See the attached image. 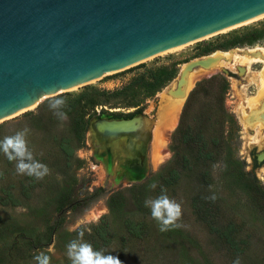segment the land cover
<instances>
[{"label":"rangeland","instance_id":"rangeland-1","mask_svg":"<svg viewBox=\"0 0 264 264\" xmlns=\"http://www.w3.org/2000/svg\"><path fill=\"white\" fill-rule=\"evenodd\" d=\"M262 20L264 15L188 40L180 46L102 71L48 96L66 90L76 91L88 84L112 89L125 82L139 62L154 65L177 60L178 73L186 61L205 55L194 56L197 42ZM256 46L264 47V38L251 45L206 53L214 57L213 61L197 68L199 70L188 82L193 86L200 77L216 71L224 73L228 81L224 101L235 118V125L226 129L225 147L220 157L209 165L208 184H200L193 166L181 169L174 185L163 190L151 187L172 156L169 135L175 125L170 129L167 126L174 116L170 106L172 99L177 98L172 95L177 73L143 99L142 109L133 113L132 126L122 130L102 132L93 123L98 118L124 117V113L134 109L129 103L136 95L99 97L84 131V144L74 151L80 160L78 164L74 163L68 174L47 166L48 174L29 199L16 206L0 205V264H37L35 257L41 253L50 257V264H71L66 254L67 245L78 238L79 231L93 230L102 217L111 233L110 242L102 251L118 257L123 264H235L237 260L239 264H264V212L257 206L264 197L260 194L262 191L264 195V127L257 123H264L260 115L264 111V96L260 90L263 65L259 61L249 62L247 53V49ZM37 104L1 116L0 141L24 129L28 130L27 139L38 135L35 118L25 113L27 110L34 112ZM66 125L67 117H59L55 124L57 130ZM4 157L0 151V168L5 166ZM246 178L255 188L246 184ZM96 188H99V196L87 203V196ZM60 189H66L69 198L61 207L57 201ZM114 190H119L122 196L118 207L112 206L107 198ZM197 192L215 197L214 202L219 207L217 224L224 225L231 220L238 228L236 237L247 238L248 246L242 253L230 254L198 218L191 206V196ZM162 194L180 204L182 210L177 221L181 227L166 232L160 231L150 207L145 206V201ZM126 216L145 221L147 231L141 238L121 240L122 220ZM81 242H85L84 236Z\"/></svg>","mask_w":264,"mask_h":264},{"label":"water","instance_id":"water-1","mask_svg":"<svg viewBox=\"0 0 264 264\" xmlns=\"http://www.w3.org/2000/svg\"><path fill=\"white\" fill-rule=\"evenodd\" d=\"M262 11L264 0H0V117ZM213 58L186 61L172 92ZM133 119L98 118L93 125L113 132L132 126Z\"/></svg>","mask_w":264,"mask_h":264},{"label":"trees","instance_id":"trees-1","mask_svg":"<svg viewBox=\"0 0 264 264\" xmlns=\"http://www.w3.org/2000/svg\"><path fill=\"white\" fill-rule=\"evenodd\" d=\"M264 38V20L259 23L242 25L228 30L215 37L197 42L194 56L206 54L216 49H228L233 46L251 45ZM179 61L171 60L167 63L145 65L139 62L136 70L128 79L117 87L108 89L93 84L83 85L76 91H62L48 96L35 106V111L25 113L35 118V125L39 128L38 135L28 137L27 144L35 160L54 167L63 174L80 161L74 155L76 148L84 144V131L90 116L94 113L95 104L99 97H133L129 104L135 106L132 111L124 113L127 117L139 112L141 102L150 96L177 73ZM228 88V81L224 73L216 71L200 77L187 92L179 109L178 117L169 137L172 156L159 173L156 189L163 190L174 185L181 169H192L195 166V177L204 186L209 182V165L219 157L226 144L227 130L235 125L233 114L227 109L224 98ZM53 99H64L66 104L59 111L66 113L67 125L57 130L55 124L59 117L54 114L49 105ZM92 110L93 112H91ZM227 129V130H226ZM35 146V149H33ZM5 166L0 168V205L16 206L31 197L33 190L41 185V180L16 172V161H9L4 157ZM246 174H249L246 172ZM241 175V174H240ZM254 179L255 177L252 176ZM246 184L253 187L251 180L246 178ZM258 187L256 186V191ZM99 188L92 191L86 198L87 203L96 199ZM119 190L108 194L109 203L118 207L122 203ZM262 196L263 192L260 193ZM212 195L197 192L191 196V206L207 228L217 236L230 254H240L248 246L245 237H236L237 227L229 220L224 225L217 224L216 217L219 207ZM59 206H65L69 200L67 190L58 191ZM264 212V197L257 203ZM124 234L122 241L141 238L147 231L143 219H132L128 216L122 220ZM93 230L84 232L85 242L90 243L94 250L102 251L109 244L111 233L105 218L95 224Z\"/></svg>","mask_w":264,"mask_h":264},{"label":"clouds","instance_id":"clouds-1","mask_svg":"<svg viewBox=\"0 0 264 264\" xmlns=\"http://www.w3.org/2000/svg\"><path fill=\"white\" fill-rule=\"evenodd\" d=\"M66 104L64 99H53L49 105L50 109L55 110L54 114L66 119V113L59 111ZM27 129L18 131L13 136H7L0 141V151H2L9 161H16V172L19 175L34 177L36 180L43 179L48 174V167L35 160L32 152L28 148L26 135ZM152 188L156 187L154 183ZM210 199H215L211 197ZM145 206L150 207L151 216L160 225V231L166 232L172 228L181 227L177 221L181 218L182 210L180 204L169 199L165 194L160 195L154 200L145 201ZM98 220L99 217H96ZM78 238L69 242L67 245V257L71 264H123L118 258L103 251H96L92 245L83 240L84 231L77 234ZM37 264H50V257L43 253L35 257ZM235 264H239L237 260Z\"/></svg>","mask_w":264,"mask_h":264},{"label":"bare ground","instance_id":"bare-ground-1","mask_svg":"<svg viewBox=\"0 0 264 264\" xmlns=\"http://www.w3.org/2000/svg\"><path fill=\"white\" fill-rule=\"evenodd\" d=\"M260 15H264V11H262V12H259V13H257V14H255V15H252V16H250V17H247V18H245V19H243V20H241V21H238V22H235V23H232V24H228V25H225V26H223V27H221V28H219V29H216V30H214V31H211V32H206V33H204V34H202V35H199L198 37H196V38H201V37H203V36H206V35H208V34H211V33H214L215 31H217V30H223V29H226V28H228V27H231V26H234V25H236V24H239V23H242V22H246V21H248V20H250V19H253V18H256V17H258V16H260ZM191 40V39H190ZM186 41H188V40H186ZM186 41H183V42H186ZM183 42H181V43H178V44H173V45H170V46H168V47H165V48H163V49H158V50H156V51H154V52H152V53H150V54H147V55H145L144 57H147V56H149V55H151V54H154L155 52H159V51H165V50H168V49H171V48H174V47H176V46H180ZM247 53H249V55H248V59H249V62H253V61H259V62H261L262 63V65H263V67H262V70H261V75H262V78H261V84L260 85H262V87H261V95L262 96H264V47L263 46H256V47H253V48H249V49H247ZM226 54V53H225ZM216 56V55H215ZM222 57V56H221ZM241 57L243 58V57H245V55H241ZM141 58H143V57H141ZM218 59V58H217ZM135 60H137V59H135ZM135 60H132L131 62H133V61H135ZM220 60V59H219ZM219 60H215V62H218L219 63ZM199 69H196V70H193V71H190V72H188L187 74H186V76H185V82H184V84H182V86H181V88H180V91L178 92V93H173L172 95L173 96H177V98H175V99H172V105L170 106L171 108H172V112L174 113V116H173V119H172V122L170 123V125L169 126H167V128H172L174 125H175V123H176V120H177V116H178V112H179V109H180V106H181V104H182V102H183V100H184V97H185V95H186V93H187V91H188V89L190 88V86L192 85V84H189L188 82L190 81V78H191V76H192V74L194 73V72H196V71H198ZM79 82H81V81H79ZM79 82H77V83H74V84H72V85H70V86H67V87H65V88H68V87H73V86H75V84H78ZM32 106V105H31ZM30 107V106H29ZM14 114V113H13ZM8 115V114H7ZM6 116V115H5ZM248 116V115H247ZM247 116L245 115V118H247ZM250 117V116H249ZM142 121V120H141ZM141 121H140V123H141ZM250 122V121H249ZM140 123H139V126H140ZM258 124H260L262 127H264V123L263 122H257ZM88 128H90V126L88 127ZM95 217H96V215H95Z\"/></svg>","mask_w":264,"mask_h":264}]
</instances>
